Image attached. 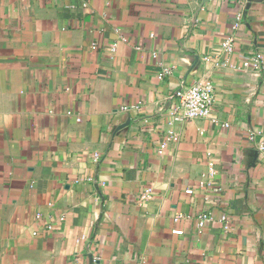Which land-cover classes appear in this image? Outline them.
Listing matches in <instances>:
<instances>
[{"label":"crops","instance_id":"0c3cea01","mask_svg":"<svg viewBox=\"0 0 264 264\" xmlns=\"http://www.w3.org/2000/svg\"><path fill=\"white\" fill-rule=\"evenodd\" d=\"M246 5L235 30L234 0H0V264H264V71L242 66L264 0ZM205 78L211 116L174 119Z\"/></svg>","mask_w":264,"mask_h":264},{"label":"built area","instance_id":"2783aa9c","mask_svg":"<svg viewBox=\"0 0 264 264\" xmlns=\"http://www.w3.org/2000/svg\"><path fill=\"white\" fill-rule=\"evenodd\" d=\"M239 4V9L234 16L233 28L238 30L243 26L244 20V5L246 0H234ZM234 37L228 36L222 43V49L228 53H232L235 50ZM115 49V46L113 47ZM243 67H247L256 71H264V54L256 51L252 52L248 59L243 63ZM177 104L172 110L174 119L176 120H190L196 118H207L212 114V109L215 101V87L210 79H200L192 84L183 85L175 94ZM260 140L258 142V149L264 153V132L259 133ZM254 136V135H253ZM254 138V137H253ZM189 193L192 190H188ZM153 190L149 187L143 193L141 198L148 200L152 197ZM38 218L41 214L37 215ZM199 226L202 228L204 222L210 219L211 216L208 213H201L199 216ZM61 221L65 220V217H60ZM220 220L225 223V228L228 229V217L226 215L221 216ZM48 229H53V225H48ZM175 234H183L180 229L173 230Z\"/></svg>","mask_w":264,"mask_h":264},{"label":"water","instance_id":"95a60500","mask_svg":"<svg viewBox=\"0 0 264 264\" xmlns=\"http://www.w3.org/2000/svg\"><path fill=\"white\" fill-rule=\"evenodd\" d=\"M246 1H247V5H246V11L245 12H247V10L251 7L253 0H246Z\"/></svg>","mask_w":264,"mask_h":264}]
</instances>
